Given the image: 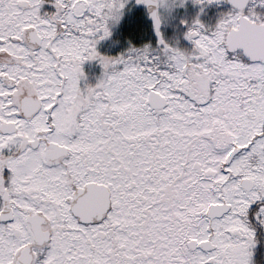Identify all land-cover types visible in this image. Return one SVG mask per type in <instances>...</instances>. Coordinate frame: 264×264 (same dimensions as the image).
<instances>
[{
	"label": "snow or ice",
	"instance_id": "snow-or-ice-1",
	"mask_svg": "<svg viewBox=\"0 0 264 264\" xmlns=\"http://www.w3.org/2000/svg\"><path fill=\"white\" fill-rule=\"evenodd\" d=\"M0 264H264V0H0Z\"/></svg>",
	"mask_w": 264,
	"mask_h": 264
},
{
	"label": "flooded vegetation",
	"instance_id": "flooded-vegetation-1",
	"mask_svg": "<svg viewBox=\"0 0 264 264\" xmlns=\"http://www.w3.org/2000/svg\"><path fill=\"white\" fill-rule=\"evenodd\" d=\"M229 5L226 2H223L219 5L213 4L210 7V10H217V11H226L228 9ZM213 13V12H212ZM84 70L88 76V82L94 83L95 78L100 74V67L95 64L94 62H88L84 65Z\"/></svg>",
	"mask_w": 264,
	"mask_h": 264
},
{
	"label": "rangeland",
	"instance_id": "rangeland-1",
	"mask_svg": "<svg viewBox=\"0 0 264 264\" xmlns=\"http://www.w3.org/2000/svg\"><path fill=\"white\" fill-rule=\"evenodd\" d=\"M212 6V5H211ZM211 6H209V8L208 9H206V16H205V18L206 19H208V18H210V19H212L213 21L215 20V18L217 17V15H218V13L220 12V11H217V10H210V7ZM213 12V13H212Z\"/></svg>",
	"mask_w": 264,
	"mask_h": 264
}]
</instances>
